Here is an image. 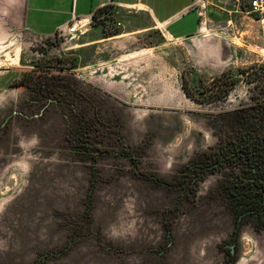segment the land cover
Returning a JSON list of instances; mask_svg holds the SVG:
<instances>
[{"label": "rangeland", "instance_id": "1", "mask_svg": "<svg viewBox=\"0 0 264 264\" xmlns=\"http://www.w3.org/2000/svg\"><path fill=\"white\" fill-rule=\"evenodd\" d=\"M23 2L0 0V264H224L234 228L219 190L226 170L190 186L183 167L219 142L227 112L254 102L256 81L242 69L264 64V12L250 0H209L189 42L169 47L157 31L128 37L135 53L157 48L152 60L135 54L110 92L77 73L94 54L77 62L75 47L90 32L38 41L24 28ZM63 61L77 67L56 69ZM150 62L159 71L140 69ZM36 65L52 66L38 68L37 86L59 74L70 85L18 84ZM224 72L237 81L216 100L209 87ZM237 257L264 264V229L243 226Z\"/></svg>", "mask_w": 264, "mask_h": 264}, {"label": "crops", "instance_id": "2", "mask_svg": "<svg viewBox=\"0 0 264 264\" xmlns=\"http://www.w3.org/2000/svg\"><path fill=\"white\" fill-rule=\"evenodd\" d=\"M210 1L218 3L222 0ZM198 4L199 0H24L23 25L32 37L43 42L53 39L60 29L67 28L75 18L86 19L90 23L86 33H90L79 37L84 36V42L75 47L77 62H80L85 50L94 54L86 64H78L77 73L114 92L113 89L123 86V72L131 66V58L135 54L150 55L149 59L152 60L157 48L151 45L146 47V51L135 53L127 38L157 31L163 35L169 47L173 41L189 42L206 23ZM104 10L112 12L116 21L121 22L123 33L106 35L101 26L93 24V15ZM138 64L143 71H159L156 63ZM156 78L151 76V81Z\"/></svg>", "mask_w": 264, "mask_h": 264}, {"label": "trees", "instance_id": "3", "mask_svg": "<svg viewBox=\"0 0 264 264\" xmlns=\"http://www.w3.org/2000/svg\"><path fill=\"white\" fill-rule=\"evenodd\" d=\"M108 14L113 16V13L108 10L95 13L93 24L104 20L107 28H112L108 24V21H113L112 16L107 19L106 17L105 19L100 18ZM36 66L37 69L33 72H26L19 79L18 84H33V89L38 92L43 86L51 89L59 86L65 90L70 85L69 79L59 74L58 76L44 75L43 79L38 82L40 86H37L33 80L36 78L38 68L46 71L52 66ZM76 67V63L68 66L63 61L55 68L66 71ZM242 73L247 76L249 82L256 81L252 93L254 102L227 112L225 115L229 116V129L220 135L219 142L183 167L184 181L190 186H197L206 176L226 170V176L219 183V190L233 213L234 228L231 241L223 245L227 253V261L224 264L236 263L238 241L244 225L250 224L257 230L264 229V83L261 81L264 79V64H254L242 69ZM227 74L224 72L216 77L214 84L209 87L214 89V92L210 94H213L216 100L226 98L237 81L235 78L228 77ZM183 87L190 97L202 103L194 97L186 83H183ZM78 116L81 122L87 118L82 111ZM81 136L87 137L83 140L85 143H90L91 136L88 132L83 131ZM91 144L97 146L94 142ZM151 178L158 183L170 185L161 177L151 175ZM168 236H171L170 229H168Z\"/></svg>", "mask_w": 264, "mask_h": 264}, {"label": "built area", "instance_id": "4", "mask_svg": "<svg viewBox=\"0 0 264 264\" xmlns=\"http://www.w3.org/2000/svg\"><path fill=\"white\" fill-rule=\"evenodd\" d=\"M242 0H237L238 3H240ZM209 2V0H199V7L201 9L200 13L202 16H204L206 3ZM249 7L253 11H258L260 13L264 12V0H250ZM94 16V15H93ZM106 17V15H102L100 18ZM88 23L86 19L83 18H75L71 23L68 24L67 28L60 29L57 33L59 36H67L71 39L79 38L81 35L87 32L88 30ZM108 24L110 27L112 26H121L120 21L110 20L108 21Z\"/></svg>", "mask_w": 264, "mask_h": 264}]
</instances>
